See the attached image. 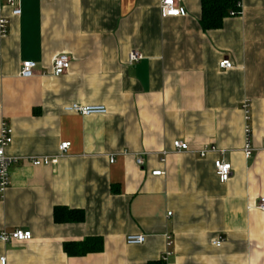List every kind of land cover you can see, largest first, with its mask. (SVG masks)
I'll return each instance as SVG.
<instances>
[{
	"label": "crops",
	"instance_id": "1",
	"mask_svg": "<svg viewBox=\"0 0 264 264\" xmlns=\"http://www.w3.org/2000/svg\"><path fill=\"white\" fill-rule=\"evenodd\" d=\"M17 1L20 16L2 12L10 26L0 37V130L3 122L13 130L9 156L59 157L11 167V185L0 194V232L30 230L33 239L0 241V259L264 264V0H241V15L208 30L202 0H178L186 15L168 18L161 0ZM132 51L142 58L131 65ZM59 53L71 65L54 76ZM225 58L233 68L219 67ZM24 61L37 63L35 76H20ZM74 103L108 112H65ZM175 140L189 150L175 152ZM65 141L71 146L60 156ZM211 144L219 152L200 157ZM218 158L232 164L226 183L215 172ZM156 170L165 174L153 176ZM131 234L146 242L129 245ZM218 238L223 242L213 245ZM93 239L102 250L71 256L65 249Z\"/></svg>",
	"mask_w": 264,
	"mask_h": 264
},
{
	"label": "built area",
	"instance_id": "2",
	"mask_svg": "<svg viewBox=\"0 0 264 264\" xmlns=\"http://www.w3.org/2000/svg\"><path fill=\"white\" fill-rule=\"evenodd\" d=\"M238 10L231 12V16L241 15L243 13L241 0L238 3ZM10 8L12 16H20L22 10L19 6L17 0H0V37H5L9 33L10 18L2 14L4 8ZM160 13L163 18L168 17H180L186 15V10L183 6L178 3V0H161L160 3ZM142 58V55L137 51H132L129 55V63L132 65L139 61ZM71 65V57L67 53L57 54L52 62L51 73L54 76H60L66 73ZM219 67L222 69H231L233 68V63L230 59L225 58L219 64ZM37 69V63L35 61H24L20 70V76L22 78H31L35 76ZM245 115V147L244 155L246 158H251L254 152L251 141L252 127L250 126V112L249 105L244 104ZM65 112L74 113L82 116H91V115H102L108 112V109L104 105H81L74 103L65 107ZM13 143V130L5 122H3L0 130V194L4 195L7 189L11 185V167L13 165L19 164L21 161H29L35 166L40 165H50L55 163L58 160L59 156L49 157H12L7 154V148ZM71 146V142L65 141L62 142L59 146L60 156L67 153L68 149ZM173 149L175 152L187 151L189 146L187 142L182 140H175L173 142ZM211 152H219V149L215 144L207 145L199 151L200 157H206ZM169 151L164 150L162 152V162H165L166 155ZM111 161H114L111 159ZM137 164L140 166L144 165V159L142 155H139L136 158ZM215 172L222 183H226L232 175V164L229 161H225L222 158H218L214 162ZM165 172L162 170H156L152 172L153 176H162ZM258 208L264 213V197L259 199ZM171 214V213H169ZM33 239V233L30 230L15 229L13 231H8L6 229L0 232V241L3 243L11 242H23ZM126 241L129 245H141L146 242V235L144 234H131L128 235ZM222 239L218 238L213 242V245H218L222 243ZM170 244V242H169ZM170 253H166L164 259H167V256ZM1 264H7L6 258L2 257L0 259Z\"/></svg>",
	"mask_w": 264,
	"mask_h": 264
},
{
	"label": "trees",
	"instance_id": "3",
	"mask_svg": "<svg viewBox=\"0 0 264 264\" xmlns=\"http://www.w3.org/2000/svg\"><path fill=\"white\" fill-rule=\"evenodd\" d=\"M240 0H202L203 17L201 25L205 30L221 27L224 17L238 10ZM65 249L71 256H84L103 249L100 239L88 240L77 244H66ZM151 264H164L162 261Z\"/></svg>",
	"mask_w": 264,
	"mask_h": 264
}]
</instances>
